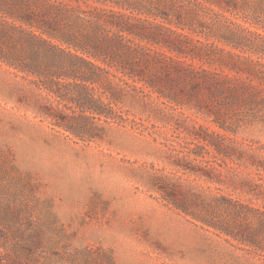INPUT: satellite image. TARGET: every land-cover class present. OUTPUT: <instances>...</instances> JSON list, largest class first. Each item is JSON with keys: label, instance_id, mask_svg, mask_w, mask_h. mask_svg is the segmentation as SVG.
Returning <instances> with one entry per match:
<instances>
[{"label": "rangeland", "instance_id": "374dc122", "mask_svg": "<svg viewBox=\"0 0 264 264\" xmlns=\"http://www.w3.org/2000/svg\"><path fill=\"white\" fill-rule=\"evenodd\" d=\"M214 8L172 0L165 24L218 43L238 23L264 44V4ZM6 20L0 12V264H264L208 224L262 244L253 170L194 144L211 120L116 80L91 84L66 55L43 56L41 75L16 70L32 51ZM232 136L242 150L264 144L261 126Z\"/></svg>", "mask_w": 264, "mask_h": 264}, {"label": "trees", "instance_id": "16d2710c", "mask_svg": "<svg viewBox=\"0 0 264 264\" xmlns=\"http://www.w3.org/2000/svg\"><path fill=\"white\" fill-rule=\"evenodd\" d=\"M192 1L228 13L264 4V0ZM171 2L0 0V12L12 19L4 23L19 30L32 51L26 63L9 65L41 75L43 56L55 60L56 54L66 55L86 66L84 78L91 84L112 85L116 80L123 91L155 93L192 110L216 127L201 125L206 133H196L194 144L213 147L222 158L244 160L241 167L252 169L250 175L263 188L264 155L257 152L264 151V144H247L242 150L244 143L232 136L243 129H264V44L250 38L260 35L232 23L234 28L217 35L218 43L195 39L165 24L173 22L164 13ZM251 210L263 218L258 223L264 228V209ZM208 224L264 252V237L261 244L257 237H239L226 225Z\"/></svg>", "mask_w": 264, "mask_h": 264}]
</instances>
